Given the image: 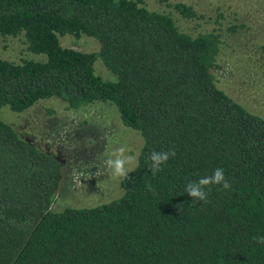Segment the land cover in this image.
<instances>
[{
    "label": "trees",
    "instance_id": "16d2710c",
    "mask_svg": "<svg viewBox=\"0 0 264 264\" xmlns=\"http://www.w3.org/2000/svg\"><path fill=\"white\" fill-rule=\"evenodd\" d=\"M0 35L45 56L0 59V111L109 103L143 139L119 198L57 211L62 163L0 117V264H264V118L219 88L220 32H184L141 0H0ZM66 35L99 50L65 48ZM98 59L114 81L96 74ZM153 150L176 152L156 175ZM216 168L231 189L193 200L185 185Z\"/></svg>",
    "mask_w": 264,
    "mask_h": 264
},
{
    "label": "rangeland",
    "instance_id": "374dc122",
    "mask_svg": "<svg viewBox=\"0 0 264 264\" xmlns=\"http://www.w3.org/2000/svg\"><path fill=\"white\" fill-rule=\"evenodd\" d=\"M150 10L173 14L184 32L199 34L218 31L223 44L216 72L218 86L251 113L264 118V0H141ZM191 6L198 18L187 20L168 4ZM61 45L95 53L98 42L87 36L66 35ZM0 59L21 63L45 59L31 53L24 36L0 35ZM96 74L114 81L115 75L98 59ZM2 120L54 154L64 167L60 193L53 208L95 207L119 198L121 181L106 171L101 160L121 146L134 156L136 167L143 148L142 136L124 125L118 108L93 103L70 110L58 99L42 100L24 113L10 108L0 111ZM100 169V174L96 172Z\"/></svg>",
    "mask_w": 264,
    "mask_h": 264
},
{
    "label": "clouds",
    "instance_id": "9594fccd",
    "mask_svg": "<svg viewBox=\"0 0 264 264\" xmlns=\"http://www.w3.org/2000/svg\"><path fill=\"white\" fill-rule=\"evenodd\" d=\"M128 150L125 146H121L113 151L107 158L101 160V164L104 169L108 171L112 176L116 178H128V174L131 172L129 167L133 161L134 156L127 154ZM176 156L175 151H155L153 150L149 155L151 164L149 169L153 175H156L162 170V166L166 165L170 158ZM100 174V169L96 172ZM222 185L223 189L230 190L231 184L227 180L225 170L223 168H216L212 175L200 177L198 180H191L185 185L184 191L193 198L195 201H208V194L211 186ZM149 190H152V186L147 185ZM259 244H264V236H258L255 238Z\"/></svg>",
    "mask_w": 264,
    "mask_h": 264
}]
</instances>
